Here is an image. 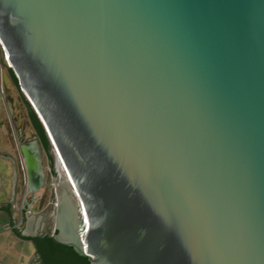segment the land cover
<instances>
[{
	"label": "water",
	"instance_id": "95a60500",
	"mask_svg": "<svg viewBox=\"0 0 264 264\" xmlns=\"http://www.w3.org/2000/svg\"><path fill=\"white\" fill-rule=\"evenodd\" d=\"M0 52L54 149L59 243L91 264H264V0H0ZM7 105L36 200L43 150ZM22 213L16 231L47 234Z\"/></svg>",
	"mask_w": 264,
	"mask_h": 264
},
{
	"label": "crops",
	"instance_id": "0c3cea01",
	"mask_svg": "<svg viewBox=\"0 0 264 264\" xmlns=\"http://www.w3.org/2000/svg\"><path fill=\"white\" fill-rule=\"evenodd\" d=\"M5 72L6 67L0 65V191L7 190L0 198V264H29L37 252L36 246L32 241L23 240L14 233L16 230H22L24 225L23 220L19 225L21 217H16L22 201L18 197L20 193L16 181V161L18 157L19 163L22 159L19 149H16L13 143L12 137L15 135L12 136L9 130L7 96L2 94V76ZM26 206L32 209L26 216H34V205L25 203Z\"/></svg>",
	"mask_w": 264,
	"mask_h": 264
},
{
	"label": "rangeland",
	"instance_id": "374dc122",
	"mask_svg": "<svg viewBox=\"0 0 264 264\" xmlns=\"http://www.w3.org/2000/svg\"><path fill=\"white\" fill-rule=\"evenodd\" d=\"M2 54L0 52V65H1V60H2ZM2 83H3V89L5 92V95L7 96L6 99H10L13 102L14 105V110H15V114H14V120L18 121V125L20 127L24 128V133L26 136H30L32 135L33 132V128L31 126V124L29 123V120L27 118L26 115V107L24 105V101L21 99V94L18 90V88L12 83L11 78H10V74L8 73V69L6 67V72L3 74L2 76ZM13 118H10V113H9V130L11 132V135H15L13 138V143L16 149H18V140L16 138V133L13 127V123H12ZM19 158V157H18ZM17 158V168L18 170L16 171L17 173V182H18V193L19 194V198L22 199L24 198V195L26 194L25 192V176H24V170H23V164H22V160L19 163V159ZM2 168V165L0 166ZM5 179V178H4ZM55 176L54 173H52L49 176V179L47 180V183L45 184L44 188L40 191V193H38L37 195V199L39 198H44V201L42 203L37 202L34 205V209H33V215H40L43 213H46V217L49 219V222L51 223V227L49 228V230L47 231V233H50L55 225V200H56V196L54 195V193L52 192V187L55 181ZM7 190L0 191V198L5 195ZM25 193V194H24ZM23 194V196H22ZM8 195V194H7ZM22 202V201H21ZM17 219H19L20 217L22 218V220L24 221V225L23 228L25 227V220H24V216L23 214L21 215V210H17Z\"/></svg>",
	"mask_w": 264,
	"mask_h": 264
},
{
	"label": "trees",
	"instance_id": "16d2710c",
	"mask_svg": "<svg viewBox=\"0 0 264 264\" xmlns=\"http://www.w3.org/2000/svg\"><path fill=\"white\" fill-rule=\"evenodd\" d=\"M9 74L12 83L19 89L18 79L12 69H9ZM20 90V89H19ZM23 96L24 105L26 107V115L33 130L38 136L45 150L50 154V166L54 171V149L47 135V132L40 121L38 115ZM17 232V236L32 241L38 253L41 256L42 264H91L88 257L79 254L73 247L59 243L51 233L39 235L37 237H24L22 233ZM58 230L55 231V234Z\"/></svg>",
	"mask_w": 264,
	"mask_h": 264
},
{
	"label": "flooded vegetation",
	"instance_id": "af4514ba",
	"mask_svg": "<svg viewBox=\"0 0 264 264\" xmlns=\"http://www.w3.org/2000/svg\"><path fill=\"white\" fill-rule=\"evenodd\" d=\"M21 92V91H20ZM21 99L24 101V99H23V96L21 95ZM18 122V121H17ZM18 130L19 131H21V133L25 136V141H24V143H26L30 138H32V137H36L38 140H39V138H38V136L36 135V133H35V131L33 130V134L32 135H30V136H26L25 135V133H24V128L23 127H20L19 125H18ZM18 130H16V131H18ZM16 133V132H15ZM18 140V142H19V138L17 139ZM39 142H40V140H39ZM40 144H41V142H40ZM41 147H42V150H43V157H44V167H45V171H46V183H47V180L49 179V176L53 173V169L51 168V166H50V154L45 150V148L43 147V145L41 144ZM56 181H54V184H53V187H52V192L54 193V195L56 196V202H57V193H56ZM44 198H46V197H43V198H39V199H36V200H34L31 196H29V198H28V200L25 202L27 205H30V204H32L33 202H35V204L37 203V202H39V203H42L43 201H44ZM56 202H55V208H56V219H57V206H56ZM27 207V206H26ZM71 207H72V209L74 210V208H73V205H71ZM70 211H72V210H70ZM64 212H65V214H66V212H67V209L65 208L64 209ZM66 217V216H65ZM65 217H63V221L65 222ZM65 224H66V222L64 223V226H65ZM68 234L69 235H71V236H73L74 235V233L72 232V231H69L68 232Z\"/></svg>",
	"mask_w": 264,
	"mask_h": 264
},
{
	"label": "built area",
	"instance_id": "2783aa9c",
	"mask_svg": "<svg viewBox=\"0 0 264 264\" xmlns=\"http://www.w3.org/2000/svg\"><path fill=\"white\" fill-rule=\"evenodd\" d=\"M2 94L4 95L5 94V92H4V89L2 88ZM24 170V169H23ZM24 176H25V181H24V183H25V191L27 192V177H26V173H25V171H24ZM25 192V193H26ZM24 193V194H25ZM25 201H26V194L24 195V198H22V202H21V215L23 214L22 212H25V213H30V212H32V209L31 208H27V207H25ZM21 223H22V218L20 219V223H19V225H21Z\"/></svg>",
	"mask_w": 264,
	"mask_h": 264
}]
</instances>
